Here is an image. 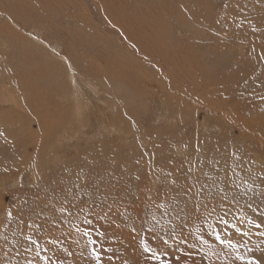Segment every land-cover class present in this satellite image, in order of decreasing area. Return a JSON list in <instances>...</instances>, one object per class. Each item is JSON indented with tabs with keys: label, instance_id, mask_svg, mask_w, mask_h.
Returning a JSON list of instances; mask_svg holds the SVG:
<instances>
[{
	"label": "rangeland",
	"instance_id": "374dc122",
	"mask_svg": "<svg viewBox=\"0 0 264 264\" xmlns=\"http://www.w3.org/2000/svg\"><path fill=\"white\" fill-rule=\"evenodd\" d=\"M58 1L67 8L70 5L68 11L74 13L59 10L53 3L48 8L52 14L36 19L30 9L37 5L43 13L44 0H0V168L12 170L7 175L0 171V217L15 199L14 193H19L21 202L28 197L26 213L50 205L42 213L43 221L32 216L44 223L43 231L33 235L34 239L44 237L39 241V256L35 249L25 252L27 244L15 224H0V264H25L26 260L43 264L40 257L45 255L59 256L65 264H95L90 256L93 247L102 252L103 264H243L237 255L264 259V236L259 235L264 228L248 223L264 220V100L260 98L264 96L260 86L264 83V32L253 34L250 27L264 29V0H228V8L225 0H202L206 6L218 2L213 13L211 9L204 12L205 7L190 12L182 5L187 0H137L141 10L154 1V10L168 15V25H135L164 34L163 44L154 41L155 48L167 47L162 49L167 55L155 53L162 58L154 53L145 57L122 39L117 29L124 25L110 26L112 19L97 1ZM170 3L173 10L167 11ZM75 13L88 18V25L74 24ZM180 13L184 25L179 23ZM11 19L12 25L5 26V20L10 23ZM117 58L122 75L128 74L126 83L135 81L136 91L112 81L120 77L111 72ZM90 68L95 71L92 78L87 73ZM68 69L75 75L72 79L77 76L81 81L80 100ZM98 109L107 111L106 120ZM198 141L204 142L201 152L195 150ZM142 153H155L157 165L164 164L165 171L199 165L195 186L208 185L212 196L196 202L207 207L189 213L182 198L170 196L166 209H161L157 204L163 200L142 197L140 216L131 207L125 211V202L98 217L89 215L88 209L61 215L63 190L78 172L83 169L95 177L108 169L119 172L122 166L134 172L151 161V155H145L136 165ZM178 175L183 183L182 173ZM128 179L125 174L121 183ZM151 179L156 181L150 183L152 195L160 188L163 197L166 185L159 182L165 181V173L156 167ZM18 180L22 188L17 187ZM187 182L193 183L192 178ZM225 187L226 195L220 193ZM36 192L41 196L39 206L32 199ZM55 221H62L58 228ZM85 230L97 240L95 246L82 235ZM97 230L105 233L103 238ZM217 233L237 243L236 251L222 245ZM49 234L58 238L51 247ZM145 244L150 251H144Z\"/></svg>",
	"mask_w": 264,
	"mask_h": 264
},
{
	"label": "snow or ice",
	"instance_id": "6c2138e0",
	"mask_svg": "<svg viewBox=\"0 0 264 264\" xmlns=\"http://www.w3.org/2000/svg\"><path fill=\"white\" fill-rule=\"evenodd\" d=\"M224 7H229L228 0H225ZM235 7L239 8V3H237ZM250 27H252L253 34H256L258 31L264 32V29H257L251 25ZM260 86L264 87V83H262ZM260 98L264 100V96H261ZM203 144V141H198V143L195 145V150L197 152H201L203 150ZM145 155H151V161L145 167L137 168L134 172H128V169L122 166L119 172H117L115 169H108L105 170L103 174L98 173L95 177H93L82 169L75 175L71 185L67 186L63 190V199L59 208L61 215H71L72 209H76L77 212L88 209L89 215L98 217L101 215V213L111 212L113 210V205H118L120 202H125V211L131 207L132 210L136 211V214L140 216L141 210L139 209L138 205L142 202V197L146 198L148 201L163 200L162 203L157 204V207L161 209H166L167 201L169 200L170 196L172 198H182L184 209H187L189 213L199 212L202 206L207 207V205H200L196 202L199 201L200 197L202 196H212V192L208 190V185L201 183L199 188H196L195 186L196 183H199V180H197L195 177L194 172L199 169V165L194 168L191 166V164H189L186 169L169 168L167 171H165L164 164L157 165L155 153H142L141 157L135 160L134 163L136 165H140ZM203 162L204 161L201 160L199 163L202 164ZM169 163H171V161H169ZM156 167H159L161 172L165 173L166 177L165 181L159 182L162 187L166 185V187H163V197H161L160 188L155 190V196H153V189L150 187V183L156 182L152 181L151 179ZM0 171L7 175L12 170L5 166L0 168ZM178 172L182 173L183 175V183L179 182L180 175H178ZM125 174H127L129 179L125 180L124 183H121V180L124 179ZM189 177L192 178L193 183L187 182ZM17 187H23V184L19 182V180L17 182ZM248 188L249 190H252L251 185H249ZM227 191V187L220 189V193L225 195L227 194ZM13 195L15 196V199L4 208L3 215L0 217V224L4 225L5 227L15 224L16 230L23 233L24 242L27 244L25 252H31L33 249H35V254L39 256L41 249L39 241L44 237L37 236L34 239L33 235L38 230L43 231L44 223H37V221L33 219L32 216L35 215L43 221L42 213L46 207L50 208V205L45 203L43 207H38V210L32 209L26 213L24 205L28 204V197L25 196L21 202L19 193H14ZM261 195H264V192H262ZM32 199L33 202L39 206L41 196L38 192L32 194ZM97 208L100 209L99 213L95 211ZM184 209H182V211ZM105 218H107V216H105ZM61 222L62 221L53 222L54 227L58 228ZM85 223L90 224L91 220L86 218ZM224 223H227V221H224ZM248 223H255V227L257 229L264 228V220L258 223L254 222L253 220H249ZM29 230H31L32 234H29ZM131 232L135 233L136 228L133 227ZM236 232L239 233L240 229L236 228ZM82 235L88 237L89 242L92 245L95 246L97 244V240L91 238L89 231H83ZM97 235L103 238L105 233L97 230ZM243 235H247V233H243ZM259 235L264 236V232H260ZM4 239L7 242V236H5ZM216 239L222 245H225L233 251H236L238 247V244L233 242L231 238H222L219 233L216 234ZM57 242L58 238L49 234V238H47L48 245L51 247ZM165 243H167V241H165ZM143 247L145 252L150 251L146 244L143 245ZM44 250L47 251L48 249L45 248ZM65 251L67 250L65 249ZM72 255L73 254L71 252H67V256ZM90 256L91 260L94 261L95 264H103L102 252L96 247L91 249ZM112 259V256L108 257L109 262H111ZM236 259L242 261L243 264H264V259L256 258L254 256L245 258L244 256L237 255ZM40 260L43 261V264H65V260L61 259L59 256H57L56 259H52L51 257L45 255L40 257ZM25 264H37V262H34L33 260H26ZM125 264H127V262H125Z\"/></svg>",
	"mask_w": 264,
	"mask_h": 264
},
{
	"label": "bare ground",
	"instance_id": "6f19581e",
	"mask_svg": "<svg viewBox=\"0 0 264 264\" xmlns=\"http://www.w3.org/2000/svg\"><path fill=\"white\" fill-rule=\"evenodd\" d=\"M45 2V6L47 7H45L44 9H43V13H42V8L40 9L37 5L33 8V7H31V11L32 10H34L33 11V16L37 19L38 17H40V18H42L41 16H43V14L44 13H48L49 15L50 14H52V10H49L48 8H51V6L53 5V3H55L57 6H58V8H59V10L60 9H64V11H65V9L67 10V12H72L71 10L70 11H68V9L69 8H71V7H69L68 6V8H67V4H64L63 5V3H60L58 0H44ZM62 1V0H61ZM64 1V0H63ZM71 1V0H70ZM73 1V3L75 2V0H72ZM95 1H97V3L100 5V9L101 10H103V8L105 9V13H107L108 14V16H110V18L112 19V21H110V23H109V25L110 26H112V25H124V26H118V29H117V33L118 34H120L121 35V38L122 39H124V38H126V42H128V43H130V45H133L139 52H141L142 54H144L145 55V57L147 56V57H149L150 58V54L151 53H159L160 55L161 54H163L164 56L165 55H167V53L166 52H164L162 49H166L167 47L165 46H162L161 48L162 49H160V48H155L154 47V41H157V42H161L162 43V41L163 40H161L162 38H163V35L164 34H160L159 33V31H156L157 30V28L155 29V30H153L152 28H146V29H137V28H135L136 26L135 25H168L167 24V21H168V15L166 16V15H163L162 16V14H161V12L160 11H155L154 10V8H153V6H152V4L154 3V1H152V3L151 2H147L146 3V5L145 6H142L143 8H142V10L141 9H139V6H137V0H95ZM147 1H150V0H147ZM243 1H246V0H243ZM52 2V4H50ZM43 3V4H44ZM66 3V2H65ZM75 4V3H74ZM141 4H143V3H141ZM161 4V3H160ZM208 4V3H207ZM63 5V6H62ZM171 3L169 4V7H166L165 8V6H164V8L165 9H167V11H170V10H173V9H171ZM178 5L180 6V4L178 3ZM182 5L183 6H187L189 9H190V12H193L194 10H196L197 8H200V7H202V8H204L205 7V9H203L204 10V12L205 11H209L210 9V11L213 13V12H215L214 11V9L218 6V2L217 1H215L214 2V4L212 3V5H210V6H206L205 5V3H203L202 2V0H187V2L186 3H184V1H182ZM50 6V7H49ZM157 6V5H156ZM207 7V8H206ZM208 7H209V9H208ZM54 8V7H53ZM57 8V7H56ZM57 8V9H58ZM137 8V9H136ZM158 8H160V7H158ZM164 8H163V10H164ZM107 9V10H106ZM132 9H134V11H135V9H136V11L134 12V14H131L130 13V11L132 10ZM162 9V8H161ZM160 9V10H161ZM201 9V8H200ZM138 10V11H137ZM216 10V9H215ZM220 10V9H219ZM114 12V13H113ZM139 12V13H138ZM160 12V13H159ZM216 12H217V10H216ZM69 13V14H70ZM72 13H74V12H72ZM71 13V14H72ZM138 13V14H137ZM173 13V12H172ZM201 13V12H200ZM54 14H55V12H54ZM169 14V13H168ZM181 14V16H178V17H180L179 18V23H181L182 25H184V15L182 14V13H180ZM195 14V13H194ZM80 15L81 14H76L75 13V16H73L72 17V19H73V22H74V24H75V22L76 23H78V22H80L81 21V23H82V25H88V22H89V19L88 18H84V17H80ZM191 15H192V13H191ZM195 15H197V14H195ZM215 15V14H214ZM53 16V15H52ZM69 16V15H68ZM106 16V15H105ZM200 16V15H199ZM212 16V15H211ZM217 16V15H216ZM220 16V15H219ZM236 16V15H235ZM55 17V16H54ZM198 17V16H197ZM221 17V16H220ZM51 18V17H50ZM105 18V17H104ZM195 18V17H194ZM206 18H208V16L206 17ZM225 18V17H224ZM239 18V17H238ZM70 19V18H69ZM85 19V20H84ZM198 19V18H197ZM196 19V20H197ZM209 19V18H208ZM219 19V18H218ZM199 20V19H198ZM203 20V19H202ZM221 20H222V18H221ZM36 21V20H35ZM39 21L41 22V19H39ZM67 21H68V19H67ZM120 21V22H119ZM186 21H187V19H186ZM185 21V22H186ZM210 21V20H209ZM214 21H215V19H214ZM12 22H14L12 19H11V22L10 23H8V20H5V22H4V24H5V26L6 25H12ZM40 22H38V23H40ZM42 22H43V20H42ZM51 22V21H50ZM71 22V21H70ZM189 21H187V24L186 25H189V23H188ZM211 22V21H210ZM53 23V22H52ZM194 23V22H193ZM15 24H17L18 25V22L16 23L15 22ZM35 24V23H34ZM41 25V24H40ZM199 25V24H198ZM155 26H153V27H155ZM11 27V26H10ZM120 27V28H119ZM161 27V26H160ZM9 28V27H8ZM139 28H140V26H139ZM163 28V27H162ZM125 29V30H124ZM168 29H169V27H168ZM8 30V29H7ZM163 30V29H162ZM126 31V32H125ZM6 32V31H5ZM66 32V31H65ZM149 33V34H148ZM167 35H165V37H166ZM71 37V36H70ZM168 38V37H167ZM165 40H168V39H166L165 38ZM165 40H164V42H165ZM71 42V41H70ZM69 42V43H70ZM167 42V41H166ZM73 44V43H72ZM163 44V43H162ZM158 45V44H157ZM169 45H170V43H169ZM168 45V46H169ZM169 48V47H168ZM130 49V48H129ZM52 50V49H51ZM168 50V49H167ZM130 51H133L134 53L136 52V51H134V48H132ZM38 54V53H37ZM153 54V55H154ZM143 55V56H144ZM152 55V54H151ZM157 54H155V56H156ZM160 55H157V56H160ZM27 56V55H26ZM171 56V55H170ZM38 57V56H37ZM145 57H143V58H145ZM161 57V56H160ZM163 57V56H162ZM161 57V58H162ZM173 57V56H172ZM33 58V57H32ZM40 58V57H39ZM108 58H109V56H108ZM148 58V59H149ZM153 58V57H152ZM151 58V59H152ZM160 58V60L159 61H162V59ZM169 58V57H168ZM31 59V58H30ZM147 59V58H146ZM147 59V60H148ZM155 59V58H154ZM24 60H25V58H24ZM38 60V59H37ZM37 60H35V61H37ZM116 59L115 58H111L110 59V61H112V62H114ZM117 62H118V65H113L114 66V69L111 71V69H110V71L111 72H114V73H118L119 75H120V77L119 76H115L114 78H112V81L113 82H115V83H118V84H121V85H123L124 83H126V77L128 76V74L126 73V74H124V75H122V72L124 71H120L121 69H120V62H119V60H121V59H119V58H117ZM144 60V59H143ZM142 60V61H143ZM165 60V59H164ZM21 61V60H20ZM23 61V60H22ZM144 61H146V60H144ZM158 61V62H159ZM26 62H28V61H26ZM73 62V61H72ZM147 62H149V60L147 61ZM151 62V61H150ZM156 62V61H155ZM157 62V63H158ZM166 62V61H165ZM23 63H25V62H23ZM123 63V62H122ZM168 63V62H167ZM172 63V62H171ZM179 63H180V61H179ZM178 63V64H179ZM129 64V63H128ZM162 64V63H161ZM26 65V64H25ZM39 65V64H38ZM67 65V64H66ZM111 65H112V63H111ZM136 65V64H135ZM152 65H154V64H152ZM167 65V64H166ZM184 64H182V66H183ZM101 66V65H100ZM99 66V67H100ZM128 66H130V65H128ZM144 66V65H143ZM149 66V65H148ZM160 66V65H159ZM163 66V65H162ZM177 66V65H176ZM63 67V66H62ZM75 67V63L74 64H72V68H74ZM78 67V66H77ZM123 67V66H122ZM127 67V66H126ZM134 67H136V66H134ZM169 67V66H168ZM181 67V66H180ZM42 68V67H41ZM79 68V67H78ZM148 68V67H147ZM151 68V67H150ZM152 68H154V67H152ZM160 68V67H159ZM158 68V69H159ZM179 68V67H178ZM13 69H14V67H13ZM70 69V68H69ZM68 69V70H69ZM107 70L109 69L108 67L106 68ZM139 69H141V68H139ZM168 69V68H167ZM166 69V70H167ZM175 69V68H174ZM187 69V68H186ZM62 70H63V68H62ZM68 70H67V72H68ZM80 70V69H79ZM127 70V69H126ZM156 70V69H155ZM164 70V69H163ZM169 70V69H168ZM181 70V69H180ZM203 69H201V71H202ZM217 70V69H216ZM25 71H27V70H25ZM70 71V74H71V76H70V78L72 79V77H75V75H74V73H73V71H72V69L71 70H69ZM75 71V70H74ZM158 71V70H157ZM174 71V70H173ZM184 71V70H183ZM52 72V71H51ZM64 72V71H63ZM76 72V71H75ZM86 72V71H85ZM84 72V73H85ZM142 72V71H141ZM140 72V73H141ZM66 73V72H65ZM78 73V72H77ZM88 73V77L89 78H92V77H94V75H95V71L92 69V68H90V70L87 72ZM150 73V72H149ZM162 73V72H161ZM164 73V72H163ZM169 73V72H168ZM167 72H166V74H168ZM28 75V74H27ZM111 75V74H110ZM147 75V74H146ZM163 75V74H162ZM85 76V75H84ZM103 76H104V74H103ZM141 76V75H140ZM167 77H168V75H166ZM170 76V75H169ZM190 76V75H189ZM117 77V78H116ZM143 77V76H142ZM146 77V76H145ZM156 77H158V76H156ZM102 78V77H101ZM163 78V77H162ZM55 79V78H54ZM69 79V78H68ZM155 79V78H154ZM165 79V78H164ZM52 80V79H51ZM72 80H74L75 81V83H73L75 86V93H77V95H78V99L80 100V96H81V94L82 93H84L83 92V87H82V85H80V83H81V81H79L78 80V78H77V76H76V79H72ZM126 80V81H125ZM140 80V79H139ZM156 80V79H155ZM167 80V79H166ZM170 80V79H169ZM172 80V79H171ZM192 80V79H191ZM109 81V80H108ZM153 81V80H152ZM24 82V81H23ZM100 82V81H99ZM98 82V83H99ZM106 82H107V80H106ZM124 82V83H123ZM148 83H149V80L147 81ZM159 82V81H158ZM177 82V81H176ZM89 83V82H88ZM174 83V82H173ZM183 83V82H182ZM56 84H57V82H56ZM127 85H128V87L130 88V89H132V90H135L136 91V86H135V81L134 82H129V83H126ZM171 84V83H170ZM48 85V84H47ZM46 85V86H47ZM59 85V84H58ZM155 85H157V84H155ZM96 86V85H95ZM151 86V85H150ZM34 87V86H33ZM48 87H50V86H48ZM54 87V86H53ZM154 87V86H153ZM159 87V86H158ZM166 87V86H165ZM29 88V87H28ZM52 88V87H51ZM50 88V89H51ZM56 88V87H55ZM49 89V90H50ZM138 89V88H137ZM159 89H160V87H159ZM162 89V88H161ZM54 90V89H53ZM118 90V89H117ZM121 90V89H120ZM119 90V91H120ZM128 90V89H127ZM140 90H141V87H140ZM51 91V90H50ZM50 91H49V93H50ZM129 91V90H128ZM134 91V92H135ZM142 91V90H141ZM147 91V90H146ZM129 92H131V91H129ZM160 92V91H159ZM163 92V91H162ZM126 93V92H125ZM145 94V93H144ZM36 97H38V96H36ZM82 97V96H81ZM124 97V96H123ZM127 97V96H126ZM129 97V96H128ZM127 97V98H128ZM139 97V96H138ZM146 97V96H145ZM109 98H111L110 96H109ZM130 98H132V96H130ZM134 98V97H133ZM143 98V97H142ZM8 99V98H7ZM38 99V98H37ZM82 99V98H81ZM106 99V98H105ZM108 99V98H107ZM141 99V98H140ZM139 99V100H140ZM127 100V99H126ZM130 100V99H129ZM144 100H146V98L144 99ZM148 100V99H147ZM8 101V100H7ZM12 101L16 104V105H18L17 104V100L14 98V97H12ZM74 101V100H73ZM103 101V100H102ZM105 101V100H104ZM133 100H130V102H132ZM142 101H143V99H142ZM33 102H35V103H37L35 100L33 101ZM82 102V101H81ZM86 102V101H85ZM106 102V101H105ZM105 102H104V104H105ZM135 102V101H134ZM50 103V102H49ZM84 103V102H83ZM100 103V102H99ZM136 103V102H135ZM48 104V103H47ZM76 104V103H75ZM79 104V103H78ZM109 104V103H108ZM121 104V103H120ZM130 104H132V103H130ZM27 105V104H26ZM34 105V104H33ZM85 105V104H84ZM106 105V104H105ZM75 106V105H74ZM77 106H79V105H77ZM86 106H88V104L86 105ZM46 107V106H45ZM44 107V108H45ZM105 107V106H104ZM110 107V106H109ZM131 107H134L133 105L131 106ZM33 108V107H32ZM56 108V107H55ZM77 108V107H76ZM75 108V109H76ZM100 108H102V107H100ZM113 108V107H112ZM135 108V107H134ZM138 108V107H137ZM33 109H36V107H34ZM110 109V108H109ZM108 109V110H109ZM123 109V108H122ZM124 109H126V108H124ZM133 109V108H132ZM37 110V109H36ZM39 110V109H38ZM100 109H98V111H99ZM120 110V109H119ZM134 110V109H133ZM28 111V110H27ZM43 111H44V109H43ZM46 111H48L47 110V108H46ZM103 111V112H102ZM104 111L105 110H100V112L105 116L104 118H105V120L107 119V115L104 113ZM127 111V110H126ZM105 112H107V111H105ZM110 112V111H109ZM121 112V111H120ZM136 112V111H135ZM38 113H41L42 114V112L40 111V112H38ZM46 113V112H45ZM44 113V114H45ZM137 113V112H136ZM50 114V113H49ZM124 114V113H123ZM138 114V113H137ZM43 115V114H42ZM45 115H47V114H45ZM59 115V114H58ZM136 115V114H135ZM84 116V115H83ZM42 117V116H41ZM62 118V117H61ZM31 119V118H30ZM48 119V118H47ZM54 119V118H53ZM112 119V118H111ZM129 119V118H128ZM41 120V119H40ZM42 121V120H41ZM46 121V120H45ZM45 121H44V123H45ZM56 123V122H55ZM133 123V122H132ZM135 123V122H134ZM53 124V123H52ZM129 124H130V122H129ZM46 126V125H45ZM109 127V126H108ZM44 128V127H43ZM45 131V130H44ZM206 199V198H205ZM214 201V200H213ZM221 204V203H220Z\"/></svg>",
	"mask_w": 264,
	"mask_h": 264
}]
</instances>
